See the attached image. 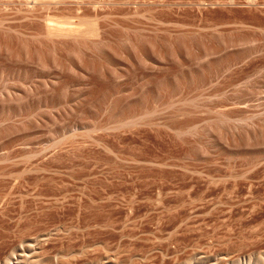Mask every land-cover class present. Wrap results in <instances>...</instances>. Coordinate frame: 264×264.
Wrapping results in <instances>:
<instances>
[{
  "label": "rangeland",
  "instance_id": "rangeland-1",
  "mask_svg": "<svg viewBox=\"0 0 264 264\" xmlns=\"http://www.w3.org/2000/svg\"><path fill=\"white\" fill-rule=\"evenodd\" d=\"M0 264H264V0H0Z\"/></svg>",
  "mask_w": 264,
  "mask_h": 264
}]
</instances>
